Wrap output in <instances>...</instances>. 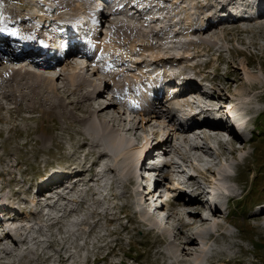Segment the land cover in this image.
Instances as JSON below:
<instances>
[{
	"label": "bare ground",
	"instance_id": "bare-ground-1",
	"mask_svg": "<svg viewBox=\"0 0 264 264\" xmlns=\"http://www.w3.org/2000/svg\"><path fill=\"white\" fill-rule=\"evenodd\" d=\"M170 1L176 3L171 7L172 9H165L163 6H168L159 4L157 0H0V101L5 100L12 106L8 105L10 112L12 110L18 114L26 112L31 119L39 113L43 121H54L56 129L62 134H70L71 139H69L70 136L67 138L73 143L77 141L79 143L77 147L84 149L86 155L97 156L99 160H104L103 164L100 162L97 166L98 171L105 166L108 171L120 177L119 180L124 177V180H127L124 184L127 188H132L131 185L135 187L136 180L145 182L147 185L148 179L144 175L149 176L154 172L148 167V162L156 158V152H164V156L171 159L164 167L169 172L163 176L161 173L157 175L158 190H148L147 193H143L146 187L141 185L143 187L142 196L136 194L137 199L135 198L134 204L136 207L148 205L151 196L154 197L159 189L169 186L166 190L175 194L172 205L176 208V212L169 214V211L165 216L163 215L164 207L155 209L151 214L144 209L138 213L134 212L133 220L140 213L142 219L139 222L149 227L147 230L150 231L159 227L160 230L168 229L167 232H170V228L166 226L167 223L169 221L172 224L175 223L171 229L175 235L173 238L175 247L172 252H165L164 261L170 262L169 264H206L211 241L215 243L221 237H235L224 231L218 220H227L222 203L226 200L230 203L235 196L231 193L232 190L225 191L231 186L229 182L238 178V176H232V171L236 166L232 164L233 162L230 164V161L242 158L243 162L244 156L240 157V153L247 149L249 141L245 138L246 130L242 132L237 127L231 129L223 120H201L199 116L203 114L202 111L188 115L183 112V108L200 107L202 109L201 107L205 105L212 106L215 102L232 100L237 101V107H231L230 110L231 116L235 118H238V115L234 112L238 110L247 115H249L248 112L250 114L259 112V104L263 95L258 94V90L263 89L264 84L256 73L246 69L249 67L248 64L242 66L237 61L225 62L237 76L233 80L228 78V83L224 88L220 89L218 85H211L208 90H205L201 82L207 79L201 77L202 70L214 66V63L201 62L200 64L199 60L205 56L209 57L211 53L217 56V59H222L224 51L221 50L220 44L218 48L216 46L217 41L227 31L223 26L224 23L238 25L246 22L248 26L252 24L253 27L250 26L248 29L246 27V31L249 30V33H253L254 36L256 31L254 28L258 30L264 27V11L252 18L230 21L229 18L221 20L219 16L225 10L226 5H223V0H165V3ZM74 3L76 6H78L77 3H80L79 6L83 3V11L84 9L86 12L89 10L88 24L96 23L99 27L106 23L110 24L105 32L108 31L106 33L108 41L116 38V41H113L115 43L102 42L100 33H97L98 30L94 27L86 31L87 38L81 37L79 33L71 34V31L82 30L84 26L80 13L78 16L74 14L75 11L80 10L75 6L73 8ZM19 4L21 8L16 6ZM142 4L149 5L146 13L154 15L153 20H148L145 16L140 18L135 16L140 12L137 9L139 7L141 9ZM229 6H233V3ZM155 7L158 8L157 12L153 11ZM34 10L41 14L34 16ZM179 16L182 17L178 20ZM193 17L196 22L200 20L204 21V24L194 23ZM39 22H41L40 25ZM49 23L59 24L58 30L53 34V42L67 49L55 63L53 56L49 55L47 48L44 47L51 42L43 36V32L48 30L46 24ZM65 32H67L66 35L63 34ZM128 38L132 41H128ZM26 42H29V47H26L22 56ZM241 44L246 45V42L243 41ZM247 45L249 47V44ZM133 46L136 47L132 48ZM93 47H95L96 58H94L95 52L93 54L90 52ZM176 47L178 49H175ZM152 49L160 51L158 53L155 51V54L149 55L151 51L147 53L148 55L145 54L147 50ZM111 51L113 59L108 58V52L111 53ZM149 59L153 60V62L151 60L152 64H148ZM88 60L92 64H88ZM127 63H133L134 67ZM126 64L132 69L126 68ZM154 64L158 65L155 69ZM146 67L152 68L153 71L145 72ZM219 69L216 68L215 71ZM195 70L198 72L194 73ZM89 71L92 72L91 77L88 76ZM165 79L168 80L164 82ZM192 81H197V83ZM234 84L237 88L245 89L244 94L236 91L233 93L234 98L224 99L223 96H227L224 90L232 89ZM125 85L124 91L119 89ZM149 85H154L156 88L155 95L151 98L146 92ZM169 88L173 90L172 95ZM175 90L177 91L174 92ZM214 90H222L223 93ZM166 93L167 97H165ZM242 96H248L251 99L247 103L240 102L239 97ZM138 97L144 98V101H137ZM164 97L168 99V105L162 102ZM124 107H127L128 111L132 109L144 114L143 120L139 122L127 116V110L123 111ZM152 120L157 122V126L151 127ZM247 123L244 121L241 127ZM2 133L3 131H0V138ZM48 133L49 130L43 127V134L38 139L43 146L42 149L47 152L50 150L48 142L53 141ZM134 140L137 145L143 144V152L130 155ZM7 142L5 143L8 145ZM39 151L41 152V149ZM227 151H230L229 155L232 158L227 156ZM187 171L196 173L186 176ZM84 173L83 171L75 178L82 179ZM217 176L221 181L216 188L212 189ZM183 177L185 178L182 180L185 181L187 187L192 189L190 196L180 184V179ZM96 178L97 181L102 180L98 172ZM65 181L67 180L63 179L57 187L51 185V192L58 196L56 203L66 201L67 194L73 192H67L68 187L62 184ZM2 184L3 180L0 182V190L3 192L0 197V211L5 215H11L17 207L20 213H16L14 218L7 222L0 221V263L15 264L26 258L29 261L34 260L33 256H40L39 248L34 243L38 238L33 236L37 230L33 226L30 227L29 223L35 219L33 217H43L42 212L36 214L28 212L27 198L24 200L21 196L17 197L16 193L11 191H9L10 194H5L6 191ZM58 190L61 191L58 192ZM23 194L28 197L29 191ZM161 198L159 195L154 201L155 204ZM97 199L99 200L95 198L96 201ZM124 203L128 204V202ZM100 204L98 202L94 205ZM40 205L42 206L43 203L38 202L37 206ZM67 209L64 204V216H67ZM95 210L91 214L95 215L96 213H93ZM27 213L28 217L24 218L23 216ZM257 215H264V208L260 209ZM103 217H105L104 214ZM52 219L55 218L52 217ZM14 231L17 239L12 237ZM8 242H12L13 248L9 249L5 246ZM36 243L39 245L38 242ZM23 249L27 250L28 254L24 255ZM58 254L61 256L60 252ZM174 259L177 261H172Z\"/></svg>",
	"mask_w": 264,
	"mask_h": 264
},
{
	"label": "rangeland",
	"instance_id": "rangeland-1",
	"mask_svg": "<svg viewBox=\"0 0 264 264\" xmlns=\"http://www.w3.org/2000/svg\"><path fill=\"white\" fill-rule=\"evenodd\" d=\"M79 4L80 3H77L78 6ZM174 4H176L174 3V1H170L169 3H166L168 7L165 6L163 7L165 9H172L171 7ZM16 6L18 8H21L20 4ZM74 6L76 7V9H80L75 11L74 14L78 16L80 13V16H82L81 18L84 24L82 28V32L84 34H86L87 30H89L90 28L93 29L94 27V29L96 28L98 30L97 33H100L99 34L100 40L102 42L107 41L108 43H111L113 41H116L115 37L109 40L111 42L108 41V37L106 35L108 31L107 32L105 31L109 29L108 27L110 26V24L106 23L104 24V26H100V27L99 25L97 26L96 23H93L92 25L88 24L89 10L88 12H86L85 9L83 11V3H81L80 5L81 7L76 6V3H74L73 8ZM88 9L90 8L88 7ZM137 10H139V8ZM175 10L178 12L177 9ZM153 11L157 12L158 8L156 7L153 8ZM87 13L88 15H86ZM192 19L194 20L193 21L194 23L200 22L201 24L202 23L204 24V21L197 20L196 22L195 17H193ZM224 24L225 25L223 26L226 27L227 31L223 33L222 37L223 36L224 37L223 38L220 37L221 40L219 39L217 41L218 45L216 46L218 48L221 45L220 48L221 50L223 49L222 51H224L223 57L222 59L219 58L217 59V56H214L213 53H211L209 54L210 55L209 57L205 56L201 58L199 60L200 64L201 62L214 63V66L207 68V70H202L203 74H201V77L202 78L205 77L208 80V82L209 80H211L210 85L213 86L218 85V88L220 89L224 88L228 83L227 81L228 78L233 80L234 77L237 76L235 75L233 70L228 68L225 62L237 61L242 66H244V64L245 65L248 64L249 67L246 69L248 71L250 70L252 73H256L259 79L264 84V27L262 29L258 28V30L257 28L256 29L254 28V30L256 31H255V35L253 36L252 35L253 33L252 34L249 33L250 32L249 30L246 31L248 27L252 26V24L251 25L249 24V26L248 23L246 22L245 24L239 23L238 25L228 22ZM53 25H55V29L57 31L59 28L58 26L59 24L53 23ZM225 34L227 35L225 36ZM129 38L132 39L133 37H129ZM129 38L128 41H132ZM243 41L246 42V45L241 44ZM247 44H249V47ZM259 46H261L262 48L261 47L259 48ZM134 47L136 46H133L132 48ZM94 49L95 47H93V49H90L92 50L90 52H92V54L95 52L94 58H96L95 57L96 51ZM175 49L178 48L176 47ZM152 50H147L145 54L148 55L147 53H149L150 51L151 52L149 53V55L151 53L153 54L155 51H156L155 53H158L160 51V50L158 51V49L157 50L154 49L153 51ZM112 54H113L112 51L111 53L108 52L109 59H113ZM149 60L150 61L148 62V64H152L153 60L152 59ZM196 61L193 62L196 63ZM88 64H92L90 60H88ZM127 64L130 65L131 67H134L133 63L131 64L127 63ZM127 64L125 65L126 68L129 67V69H132L130 68V66H127ZM191 64L193 63L191 62ZM153 66L152 67L155 69L158 65L154 64ZM89 68L92 69V67ZM216 68H220V69L215 71ZM147 70L153 71L152 68L146 67L144 71L148 72ZM198 70L200 71V69ZM197 72L195 70L194 73ZM55 74L57 75V73ZM88 76L90 77L92 76L91 71H89ZM173 86H175V84H173ZM124 87H126V85L123 86V88L119 87V89L120 90L122 89V91H124L126 89ZM177 90L179 91L178 88ZM177 90H175L174 92H176ZM171 91L173 92V90ZM214 91H218V93L219 92L223 93L222 90H214ZM224 91L227 92V96H223V98L225 99L227 97L234 98L233 93H236V91L237 92L240 91L241 93L244 94L245 89L243 90L241 88H237V85L234 84L233 88L228 90L229 92L227 90ZM258 94L263 95L262 100L259 104L260 107L259 112H257L256 114H250L246 110V112H248L251 119L248 122V130H246V137H245L246 139H248L249 144L247 146V149L242 153H240L241 154L240 157L244 156L243 162H242V158H239V160L231 159L230 161V164L233 162L232 164L236 166L235 170L232 171V176L233 177L238 176V178L236 180L233 179V181L236 182L238 181V183L237 184L231 183V186L227 188L225 191L227 192V190L230 189L232 190L231 193L235 196L234 198H232L233 200L230 203L227 202V200L222 203V208L224 206L226 207V204L228 203V208H227V210H229L228 216L226 215L227 211L223 210V212L227 216V220L226 221L218 220L221 222L224 231H226L229 234H233V236L235 235V237L230 238L229 236H225L226 238L221 237L215 243L211 241L209 244L210 249L207 252V256L209 258L206 259V264H264V215H260V216L257 215V212L260 209L264 208V88L259 89ZM167 96L168 94L166 93L165 97ZM165 97L162 102L168 105V99H166ZM239 98H240V102L245 101L246 103L249 102V100L251 99L248 96H242ZM140 100L144 101V98L138 97L137 101ZM3 101H0V108H1L0 131L1 132L3 131L2 133L3 135L0 138V156H1L0 182H2L3 180L2 187L5 189V191L8 189L11 192H15L17 197L21 196L25 200L26 196L23 193L25 192L26 194L27 191H30L27 188L30 186L31 189L35 184V181H37V179H39L40 176H43L44 173L48 171V169L56 165H63L67 169L73 166H77L82 171L85 172L84 173L85 175L88 174L89 168L92 169L91 175H88L86 177L84 176L82 177V179H78L75 184L71 185V187L70 186L68 187L67 192H71V191L73 192H71L70 194L68 193L69 197L67 194L66 201H63L62 203L60 201L57 202L58 203L57 204L56 201L51 202L45 200L43 201V205L45 204L44 206H46L47 208L44 207L43 205L37 207V212H42L43 217H33L35 219L32 222L34 224L33 227L36 228L37 230L33 236L35 238L36 237L38 238L34 243L35 246L39 248L40 256L39 257L33 256L34 260H30V261L29 259L26 258L19 262L17 261L15 264H20V263L22 264H47V263L48 264H169L170 263L164 261L165 260L164 254L165 252L166 253L172 252L173 248L175 247L173 244L175 243L174 242L175 240L173 239L175 235L171 230L172 225L174 226L175 223L172 224L171 221L167 223L166 226L170 228V232H167L168 229L160 230L159 227L154 229V231L147 230L149 229V227L147 226L145 227L143 224L139 222V220L142 219L140 213L136 215V218L133 220V218L135 217L134 212L138 213V211H143L144 209L147 211L145 207L143 206L136 207V205L134 204L136 194L139 195L140 197L142 196V192L137 191L136 186L134 187V185H131L132 188H127L124 185L127 182V180H124V177L122 180H119L118 178L120 177L108 171V169L105 166L98 171V174L100 178H102V180L97 181L96 178L97 170L95 169H97V166L100 164V162H102L103 164L104 160L103 161L99 160L97 156L86 155L84 149L77 147L79 145L77 141L75 142L76 143L75 144L71 140H69L71 139L70 134L64 133L65 134L64 136V134H62L59 130L56 129V123L54 121H49V120L43 121V118L39 113H36L33 119L29 118L30 115L28 116V113L26 112L18 114V113H14L12 110L13 112L12 113L9 111V108L12 106L7 104L6 101H5L6 103L5 102L3 103ZM3 106L5 109L2 108ZM6 110L10 113V115L9 113L7 114ZM126 110H127L126 114L127 116H130V118L133 117L136 121L139 122L143 120L144 114L139 112L137 113V111H133L132 109L131 111H128L127 107H124L123 111L126 112ZM152 122L153 123L151 127L157 126L156 121H155L156 123L154 122V120H152ZM42 126L49 130L48 136L51 137V139L53 140V141L50 140L51 142L49 141L50 144L48 142L50 149L48 150L49 153L42 149L43 146L41 142L38 141L40 135L43 134ZM164 132L165 130L163 131V133ZM6 141H8L7 142L8 145L5 143ZM133 144H134L132 145L133 150L131 149L132 150L131 153L129 152L130 155L140 151L143 152L142 151L143 144L137 145V142L135 140ZM40 149L41 152L39 151ZM229 152L230 151H227L226 154L229 158H232L229 155ZM8 157L11 159H9ZM7 160H9V162ZM9 164L10 166H14V167H10ZM12 170L14 173L12 172ZM166 172L168 173L169 171L166 170ZM186 176H188V171ZM185 177L181 178L180 180L184 179ZM122 183L124 186L122 185ZM141 189L143 190V187ZM165 189H169V186H166ZM111 190H113L114 193ZM125 191H127L128 194ZM171 192H168V195L170 196L175 195L174 192L173 193ZM131 193L133 194V196H129L132 195ZM5 194H10V192L6 191ZM105 196L107 197L105 198ZM119 196L121 197V199ZM123 196L128 197V199H126V197ZM77 198L79 200L78 202H77ZM92 198L94 200L95 198H99V200L97 199V201L96 200L92 201L93 200ZM122 198L125 199L126 201L123 200ZM123 201L128 202V204L131 201L132 202L128 205ZM98 202L99 204L100 203L101 204L98 206L94 205L97 204ZM64 204H66V207L68 208L67 209L68 213H66L67 216L63 215ZM55 205H57L56 206L57 208L54 207ZM109 205L111 207H109ZM130 205L133 206L131 207ZM89 206L90 208H88ZM127 207L128 209H126ZM91 208L93 209L90 210ZM170 209L171 210L169 214L171 213L173 214V212H176V208L173 205H171ZM93 210L97 211L98 213L94 211L93 213L96 214L95 215L91 214ZM163 213H162L163 215L168 214L167 211ZM103 214L107 218L103 217ZM108 214L110 216H108ZM145 214L149 216L148 213ZM50 215L55 219H52V217L48 218V216ZM111 215H113L114 217ZM23 217L27 218L28 213ZM58 217L60 219L59 221H58ZM163 224H165V221H163ZM38 229L41 231H39ZM15 235L16 232L14 231V234L12 233V237H14V239H17ZM36 242H38L39 245H37ZM59 242L62 244H60ZM5 246L9 249L13 248L12 242L6 243ZM41 246H43L42 247L43 250L45 249L44 251L42 250ZM24 250L25 249L22 250L24 255L28 254V251L27 250L24 251ZM45 251L47 253L49 252L51 253L47 254ZM57 252L58 253L60 252L62 257L59 256ZM55 253L57 254L55 255ZM38 258L39 260H37ZM172 261H177V260L174 259Z\"/></svg>",
	"mask_w": 264,
	"mask_h": 264
}]
</instances>
